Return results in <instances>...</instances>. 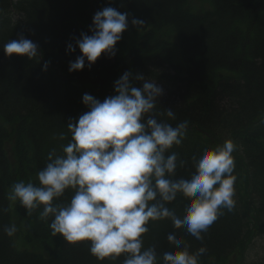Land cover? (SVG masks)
I'll use <instances>...</instances> for the list:
<instances>
[{
  "label": "trees",
  "instance_id": "obj_1",
  "mask_svg": "<svg viewBox=\"0 0 264 264\" xmlns=\"http://www.w3.org/2000/svg\"><path fill=\"white\" fill-rule=\"evenodd\" d=\"M106 6L129 14L115 56L102 53L90 67L86 61L82 70L69 72V61L80 52L69 53L66 45L82 32L90 35L94 13ZM133 18L144 24L133 26ZM20 35L36 42L42 56H5L0 49V209H7L0 211V264H123V255L97 259L89 241L69 243L60 234L53 236L51 220L39 219L42 208L28 215L19 201L7 197L21 180L38 185L37 173L48 163V153L55 149L62 154L71 139L69 119L74 123L88 111L82 96L103 101L114 95V81L125 71L162 87L158 120L173 126L189 122L182 143L170 150L186 161L176 178L191 174L193 157L205 147L231 138L236 146L235 201L240 189L246 190L239 198L248 214L236 201L203 233V241L164 219L149 222L144 247L167 251L166 236L175 231L190 250L207 248L200 264H220L244 252L253 238L245 221L257 204L264 208V0H0V48ZM133 84L140 87L142 81ZM166 109H173L175 120L162 114ZM72 195L66 191L59 202ZM186 203L178 195L167 206L179 214ZM14 209L25 220L27 247H17L4 232Z\"/></svg>",
  "mask_w": 264,
  "mask_h": 264
},
{
  "label": "clouds",
  "instance_id": "obj_2",
  "mask_svg": "<svg viewBox=\"0 0 264 264\" xmlns=\"http://www.w3.org/2000/svg\"><path fill=\"white\" fill-rule=\"evenodd\" d=\"M128 16L111 6L95 12L91 34L82 32L66 45L67 52L77 48L80 52L69 61L68 71L82 70L86 61L90 67L102 53L115 56V46L129 27ZM131 24L137 27L144 21L133 18ZM0 49L5 56L30 60L42 56L39 45L23 35ZM47 67L45 62L43 70ZM134 80L142 81V86H134ZM113 87L115 94L103 101L87 93L82 96L88 111L74 123L69 119L71 139L62 154L51 150L48 163L37 173L38 185L21 180L11 186L7 198L19 201L28 215L42 208L39 219L51 220L53 236L60 234L69 243L89 241L90 253L99 260L123 255V264H200L207 248L190 250L178 232L166 236L169 249L162 253L156 245L145 248L143 234L150 221L167 219L174 229L203 241V233L223 210L231 212L235 207L236 146L228 138L221 145L205 147L193 157L191 174L176 178V170L186 161L170 150L182 143L189 122L173 126L158 120L155 109L163 89L142 74L125 71ZM162 114L176 119L173 109ZM66 191L73 193L71 199L59 202ZM178 195L187 200L179 214L167 206ZM16 231L15 224L4 228L8 237Z\"/></svg>",
  "mask_w": 264,
  "mask_h": 264
},
{
  "label": "rangeland",
  "instance_id": "obj_3",
  "mask_svg": "<svg viewBox=\"0 0 264 264\" xmlns=\"http://www.w3.org/2000/svg\"><path fill=\"white\" fill-rule=\"evenodd\" d=\"M245 188L240 189V195L237 194L236 201L243 215L247 212L244 208V202H242L239 196L244 197ZM256 207V206H255ZM250 209L253 207L250 206ZM249 209V211H250ZM15 209L13 210L14 214ZM248 211V212H249ZM248 214V213H247ZM15 215V216H14ZM12 215L11 225L15 224L17 227L16 233L13 235L14 244L17 247H27L28 241L24 237L25 232V220L23 217H18L16 214ZM250 219H246V229H252L253 238L246 245V248L242 254H231L228 259L220 264H251L252 262L264 261V208L257 204V207L253 210ZM28 230L26 229V234Z\"/></svg>",
  "mask_w": 264,
  "mask_h": 264
}]
</instances>
